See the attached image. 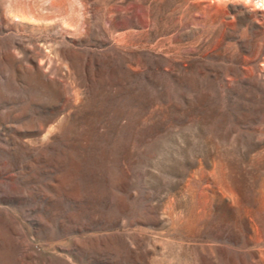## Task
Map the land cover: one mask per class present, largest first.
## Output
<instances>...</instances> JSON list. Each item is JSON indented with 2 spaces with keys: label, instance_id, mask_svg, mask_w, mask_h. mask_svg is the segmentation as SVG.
Here are the masks:
<instances>
[{
  "label": "rangeland",
  "instance_id": "374dc122",
  "mask_svg": "<svg viewBox=\"0 0 264 264\" xmlns=\"http://www.w3.org/2000/svg\"><path fill=\"white\" fill-rule=\"evenodd\" d=\"M264 0H0V264H264Z\"/></svg>",
  "mask_w": 264,
  "mask_h": 264
},
{
  "label": "bare ground",
  "instance_id": "6f19581e",
  "mask_svg": "<svg viewBox=\"0 0 264 264\" xmlns=\"http://www.w3.org/2000/svg\"><path fill=\"white\" fill-rule=\"evenodd\" d=\"M264 1L262 2V5H263ZM264 6V5H263Z\"/></svg>",
  "mask_w": 264,
  "mask_h": 264
}]
</instances>
